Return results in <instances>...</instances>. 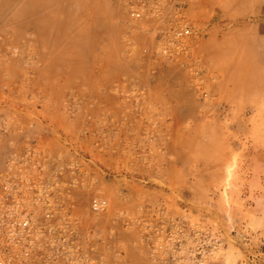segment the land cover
<instances>
[{
    "label": "rangeland",
    "instance_id": "374dc122",
    "mask_svg": "<svg viewBox=\"0 0 264 264\" xmlns=\"http://www.w3.org/2000/svg\"><path fill=\"white\" fill-rule=\"evenodd\" d=\"M137 1L0 0V159L36 141L78 162L105 264H264L263 1L172 0L200 31L180 58L172 11Z\"/></svg>",
    "mask_w": 264,
    "mask_h": 264
},
{
    "label": "built area",
    "instance_id": "2783aa9c",
    "mask_svg": "<svg viewBox=\"0 0 264 264\" xmlns=\"http://www.w3.org/2000/svg\"><path fill=\"white\" fill-rule=\"evenodd\" d=\"M168 10L161 51L170 58L189 57L200 31L183 7L172 0H138L130 15L163 20ZM83 175L78 162H60L36 141L0 159V264H105L104 249L112 241L85 224L79 211L78 197L88 188ZM108 207L107 198L96 195L90 211L99 215Z\"/></svg>",
    "mask_w": 264,
    "mask_h": 264
},
{
    "label": "crops",
    "instance_id": "0c3cea01",
    "mask_svg": "<svg viewBox=\"0 0 264 264\" xmlns=\"http://www.w3.org/2000/svg\"><path fill=\"white\" fill-rule=\"evenodd\" d=\"M261 1H263V2H261V6H260L261 7V11H259L258 14L264 15V0H261ZM260 7L258 6L257 9L260 8ZM261 26L262 27L260 29H259V27H257L256 31H257V34H258V38H260L259 32L263 33L262 37H263V40H264V24L261 25ZM253 31L255 32L254 29H253Z\"/></svg>",
    "mask_w": 264,
    "mask_h": 264
},
{
    "label": "bare ground",
    "instance_id": "6f19581e",
    "mask_svg": "<svg viewBox=\"0 0 264 264\" xmlns=\"http://www.w3.org/2000/svg\"><path fill=\"white\" fill-rule=\"evenodd\" d=\"M20 1H21V0H20ZM39 1H40V0H39ZM42 1H43V0H41V2H42ZM21 5H22V4H21ZM9 6H10V4L7 5V7H9ZM31 10H32V8H31ZM36 11H37V10H36ZM34 14H35V13H34ZM21 15H22V14H21ZM28 18H29V17H28ZM32 19H33V21H36V20H37V19L35 20L34 17H33ZM29 21H30V20H29ZM39 21H40V20H39ZM27 22H28V21H27ZM27 22H26V23H27ZM29 23H30V22H29ZM31 23H32V22H31ZM33 23H34V22H33ZM43 23H44V22H43ZM37 24H38V23H37ZM28 25H29V24H28ZM40 25H41V24H40ZM30 26H31V25H30ZM30 26H29V27H30ZM38 27L40 28L39 25H38ZM38 27H37V28H38ZM31 28H32V26H31ZM35 28H36V27H34V29H35ZM32 29H33V28H32ZM40 29H41V28H40ZM230 255H231V254H230ZM233 255H234V254H233V252H232V256H233ZM232 256H231V257H232ZM224 257H225V256H224ZM228 258H230V257H228ZM235 258H236V256H235ZM230 259H231V258H230ZM226 260H228V259H226ZM226 260H225V261H226ZM229 261H230V260H229ZM229 261H228V262H229ZM234 262H235V261H234ZM235 263H236V262H235ZM217 264H218V263H217ZM228 264H234V263L229 262Z\"/></svg>",
    "mask_w": 264,
    "mask_h": 264
}]
</instances>
